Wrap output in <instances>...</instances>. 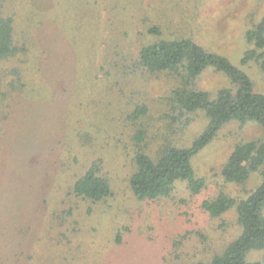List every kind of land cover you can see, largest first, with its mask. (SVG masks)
<instances>
[{
    "label": "rangeland",
    "instance_id": "obj_1",
    "mask_svg": "<svg viewBox=\"0 0 264 264\" xmlns=\"http://www.w3.org/2000/svg\"><path fill=\"white\" fill-rule=\"evenodd\" d=\"M3 2V14L31 41V61L23 66L26 87L8 100L11 116L1 138L0 264H195L221 254L241 234L236 210L212 218L202 204L221 193L240 197L261 183L260 173L245 186L226 183L221 170L239 142H263V129L232 122L221 130L193 159L207 184L200 194L180 182L169 197L139 201L129 183L139 125L155 157L165 144L191 146L207 121L199 113L173 134L167 98L174 79L133 66L143 46L188 37L229 58L264 94L260 64H242L252 48L245 34L264 16V0ZM37 56L45 72L33 67ZM198 86L216 94L231 84L209 68ZM142 105L146 116L132 122ZM95 161L113 189L97 204L72 191ZM263 257L264 251L248 256Z\"/></svg>",
    "mask_w": 264,
    "mask_h": 264
},
{
    "label": "trees",
    "instance_id": "obj_2",
    "mask_svg": "<svg viewBox=\"0 0 264 264\" xmlns=\"http://www.w3.org/2000/svg\"><path fill=\"white\" fill-rule=\"evenodd\" d=\"M3 6L4 2L0 0V145L5 122L11 116L12 106L8 100L26 87L23 66L31 61V41L22 40L16 20L3 14ZM149 31L161 36L157 27ZM245 38L252 48L245 52L242 64L256 61L264 72V16L247 30ZM44 61L40 56L32 65L45 72ZM209 68L223 74L231 86L218 90L216 94L199 88L198 81ZM133 69L174 79L176 86L167 98L168 127L173 134L183 133L199 113L207 121L191 146L165 144L155 157L146 151L148 132L139 125L132 138L137 152L133 157L135 170L129 180L131 191L139 201L169 197L180 182H186L192 194H200L207 184L205 179L197 176L193 159L232 122L242 126L255 123L264 132V94L256 92L249 74L226 56L207 50L192 38H160L143 46ZM47 75L54 79L51 74ZM147 112V105L137 106L129 119L134 123L141 122ZM102 172L101 161H95L75 182L73 193L93 204L109 199L113 195L112 185ZM256 173L261 174L262 181L254 190H245V195L240 197L221 193L202 204L203 210L212 218H221L236 210L241 234L210 262L195 264H264V257L258 261L248 258L254 251H264V141L239 142L221 170L223 179L226 183L245 186Z\"/></svg>",
    "mask_w": 264,
    "mask_h": 264
}]
</instances>
